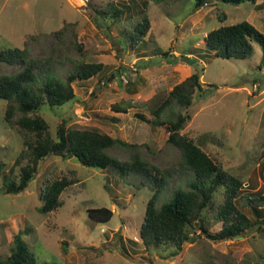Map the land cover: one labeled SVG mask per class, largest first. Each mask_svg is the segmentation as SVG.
Instances as JSON below:
<instances>
[{
    "label": "rangeland",
    "instance_id": "obj_1",
    "mask_svg": "<svg viewBox=\"0 0 264 264\" xmlns=\"http://www.w3.org/2000/svg\"><path fill=\"white\" fill-rule=\"evenodd\" d=\"M88 1L0 0V50L26 46L35 58L51 55L60 44L64 58L52 69L59 78L64 80L82 57L103 63L106 77L115 73L109 82L103 74L77 79L72 83L75 97L70 102L53 107L41 105L40 114L50 134L55 136L57 126L64 121L69 127L96 128L138 145L144 160L161 171H171L158 197L160 205L172 197L175 187L187 188L195 177L181 168V151L167 142V125L149 121L154 119L151 108L175 84L198 73L202 88L196 91L192 105L182 109L190 118L181 132L199 142L212 160L242 180L239 209L252 220L253 209L258 211V218L264 217L262 50L254 44L253 52L245 59H225L215 56L204 40L211 29L242 20L264 34V0L239 5L209 0L197 10L192 7L193 0H128L124 3L134 7L130 19L125 10L121 20L107 29L93 22ZM144 15L150 26L143 40L134 47L121 43L125 49L119 53L109 34L116 40L122 38L125 29H132ZM77 45L82 46L83 54ZM17 68V58L13 64L0 62V73H12ZM112 105L125 112L113 110ZM4 108L5 100L0 98V259L9 256L14 235L20 231L38 261L50 264H202L207 260L216 264H264V234L254 228L235 238L216 240L195 224L187 229L191 239L175 256L162 246L145 247L139 228L153 190L150 178L144 174L120 178L112 168L89 167L75 157L51 155L40 162L23 191L4 193L3 175L24 147L23 135L3 119ZM131 145H113L107 153L125 160ZM18 171V167L13 168L11 178ZM63 175L77 182L64 189L62 204L56 210L40 212L44 181ZM223 199L219 189L214 202L219 204ZM101 206L112 210L111 219L104 223L90 220L87 209ZM205 222L211 235L222 227L215 218V209L205 211Z\"/></svg>",
    "mask_w": 264,
    "mask_h": 264
},
{
    "label": "trees",
    "instance_id": "obj_2",
    "mask_svg": "<svg viewBox=\"0 0 264 264\" xmlns=\"http://www.w3.org/2000/svg\"><path fill=\"white\" fill-rule=\"evenodd\" d=\"M128 0H108L97 2L89 0L88 5L93 22L101 28H109L122 18L123 12L130 8L124 2ZM148 0H142L145 3ZM164 2L167 0H154ZM209 0H193V9L197 10L208 3ZM222 2L239 5L245 1L255 3L256 0H221ZM121 2V3H119ZM125 5V6H123ZM257 8H262L257 4ZM137 10V7H136ZM137 12V11H136ZM146 15L133 25L132 29H125L122 38L116 40L111 34L114 48L123 51L121 43L135 44L141 42L149 28ZM206 47L215 56L225 59H245L258 44L262 50L259 67L264 65V34L247 20L233 24L220 25L207 32L204 37ZM81 45L77 48L83 54ZM166 54V52H165ZM168 56V53H167ZM18 59V68L12 73H0V98L5 100L3 119L10 126L16 127L23 135V150L15 158L12 168L3 175L2 191L16 194L23 191L34 178L40 162L51 155L64 158L75 157L83 165L101 169L112 168L120 178H127L131 174H144L150 178L152 196L145 205L143 220L139 228V237L145 247L162 246L170 249L171 256L177 255L183 244L191 239L188 228L197 225L202 233L219 240L235 238L244 234L246 230L254 228L256 232L264 234V217L258 218V211L253 209L254 219L239 209L237 203L242 189V180L228 173L220 163L215 162L201 148L199 142L182 133L185 123L190 118L182 109H188L196 91L201 90L199 74L193 73L175 84L165 98L158 99L151 108L154 119L149 120L157 125H167L169 135L167 142L177 146L182 155L180 163L184 172L193 173L194 180L187 188L175 187L172 197L160 205L158 197L167 186L171 171H161L140 154L139 146L111 137L96 128L85 129L69 127L63 121L57 126L55 136L48 130V123L40 114L43 104L49 106H62L75 97L72 83L85 80L94 75L103 74V63L92 62L85 57L76 61L65 79L59 78L52 71L56 64L64 58L63 48L58 44L49 56L31 57L26 46L13 47L0 50V62L13 64ZM109 82L114 79L115 73L102 76ZM177 106V108H175ZM115 111H123L117 105H112ZM168 110L163 118L162 114ZM113 145L132 146L128 159L120 160L107 153V148ZM24 162V163H23ZM3 164L0 163V170ZM18 167L15 178H11L12 169ZM42 188L43 203L40 212L49 213L56 210L61 204V193L65 188L77 182L76 178L65 175L55 179H47ZM221 189L224 199L221 203L214 202L215 193ZM250 200L252 195L246 194ZM215 209V218L221 221L222 227L214 235L208 234V226L202 223L205 211ZM87 215L90 220L104 223L111 219L113 212L110 208L101 206L88 208ZM0 264H50L38 261L35 254L23 241L21 232L14 235L11 253L6 259H0ZM202 264H216L212 260Z\"/></svg>",
    "mask_w": 264,
    "mask_h": 264
},
{
    "label": "built area",
    "instance_id": "obj_3",
    "mask_svg": "<svg viewBox=\"0 0 264 264\" xmlns=\"http://www.w3.org/2000/svg\"><path fill=\"white\" fill-rule=\"evenodd\" d=\"M84 1V0H83Z\"/></svg>",
    "mask_w": 264,
    "mask_h": 264
}]
</instances>
